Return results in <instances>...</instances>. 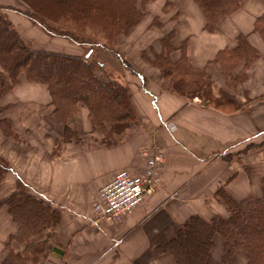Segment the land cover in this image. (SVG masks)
Instances as JSON below:
<instances>
[{"label":"crops","instance_id":"crops-1","mask_svg":"<svg viewBox=\"0 0 264 264\" xmlns=\"http://www.w3.org/2000/svg\"><path fill=\"white\" fill-rule=\"evenodd\" d=\"M153 2L147 5L158 3L159 13L165 15L163 25L171 23L170 15L176 13L174 57L186 40L187 56L196 67L207 64L209 71L217 70L212 61L217 52L235 47L239 34L248 37L259 55L239 85V107L228 111L205 106L197 97L183 99L166 92L141 72L129 69L127 74L117 55L122 66L112 57L110 65L125 73L136 113L130 129L112 146L98 144V138L87 140V134L100 137L101 133H89L87 110L79 106L67 121L79 139L56 147L64 124L53 114L49 90L20 74L9 95L0 100V119L9 122L14 134L7 136L0 126V155L10 168L0 182V199L22 183L60 212V223L35 238L45 240L44 256L37 264H175L172 254L156 248L174 239L193 214L206 220L226 217L228 210L216 195L218 188L235 199L262 195L264 145L240 149L244 142L264 134V40L253 30L264 2L243 0L212 32L205 30V17L194 0ZM166 2L168 10L163 8ZM223 86L224 80L213 81V94L218 96ZM143 150L163 155L155 191L126 216L113 221L97 218L93 203L98 190L120 169L141 173L146 159ZM15 230L6 206L1 205L0 264L5 243ZM10 247L21 251L24 244L14 241ZM221 251L222 238L216 234L207 263L218 264Z\"/></svg>","mask_w":264,"mask_h":264},{"label":"trees","instance_id":"trees-1","mask_svg":"<svg viewBox=\"0 0 264 264\" xmlns=\"http://www.w3.org/2000/svg\"><path fill=\"white\" fill-rule=\"evenodd\" d=\"M19 1L24 10L0 4V98L23 73L28 81L47 86L53 114L64 124L61 139L67 141L74 135L67 121L82 104L88 110L92 130H102L103 144L119 143L136 118L130 88L107 72L103 61L91 59V54L98 46L114 51L110 45L144 19L145 5L150 0ZM194 1L205 17V30L212 32L223 17L239 8L243 0ZM168 4L166 2L164 7ZM6 9L26 16L51 35L68 37L79 45L89 44V47L82 55L33 47L21 37ZM155 20L154 17L153 22ZM253 30L264 40V12L256 17ZM173 33L171 29L160 38L161 50L154 52L151 60L162 77V89L183 99L198 97L205 106L228 111L237 109L239 105L233 96L224 91L218 96L213 94L206 66H193L184 51L178 59L171 58ZM258 55L248 37L239 34L235 47L219 50L214 62L220 65L222 73L245 74L243 70H247ZM227 106L232 108H222ZM0 126L7 136L13 135L7 120L0 119ZM9 169L7 160L0 155V182ZM260 182L262 195L259 198L247 195L235 199L222 187L218 188L216 195L226 205L228 215L213 216L209 220L198 214L189 216L177 236L158 246L157 252L172 254L176 264H208L213 237L217 234L222 238L218 264H233L238 252L244 256L245 264H264V175ZM1 205L7 207L16 225L9 240L24 244L21 251H14L8 242L2 264H37L44 256L45 240L35 238L46 228L60 223V212L34 196L22 183L0 199Z\"/></svg>","mask_w":264,"mask_h":264},{"label":"rangeland","instance_id":"rangeland-1","mask_svg":"<svg viewBox=\"0 0 264 264\" xmlns=\"http://www.w3.org/2000/svg\"><path fill=\"white\" fill-rule=\"evenodd\" d=\"M10 1L11 2H9L7 4H5V3L3 4L2 2H0V4L16 7V8L22 9V10L25 9L24 5L19 0H10ZM153 1L154 0H150L149 2H153ZM149 2H147L145 5V8H146L145 14L146 15H145L144 19L138 25H136L130 31V33L125 34V35H120L118 37V39L116 40V43L110 45V47L114 51L110 50L108 47H101V46L95 47L92 54H91V59L96 60V61H103L106 65V71L109 72L118 81H120V82L123 81L122 83H124V80L126 78L124 76L125 73H123L120 69L116 68L114 65H110L112 62L110 60V58L112 57L116 64H120L122 66V62L120 60H118V57H117V55H118L119 57H121V59H123L122 61L125 63V66H122V67H124L127 74H129L130 70L141 72L146 77H150L151 79L156 81V83L162 89V86H161V84L163 83L162 77H160V72L158 71V69L151 64V60L153 58V53L159 52L161 50L160 38L162 36H164V34H166V32H168L171 29H173V31H174L175 26H174L173 22L175 23V21H176V18H175L176 13L170 15V18H171L170 21H172L171 23H167L166 25H163L162 22L165 18V15L163 13H159V8L157 7L158 3H155L154 5H151V7H148L147 4ZM163 8H164V10H168L169 7L166 6ZM5 12L8 15V18L12 21V23L15 26V28L17 29V31L20 33L21 37L24 39V41L31 44L33 47L44 48V49L54 50V51H63V52H69V53H74V54H81V55L84 54L86 49L89 47L88 46L89 44L79 45V44L75 43L74 41H72L68 37L51 35L48 32H46L45 30H43L40 26H38L37 24L30 21L26 16H24L20 13H17L12 9H6ZM156 13H158V14H156ZM154 17L156 19L155 22H153ZM159 22L161 23V25H157V23H159ZM173 35H174V33H173ZM173 35H172V37H173ZM172 37L170 39V43H171V46L173 48L171 53H170L171 58L173 60L178 59L181 56L183 51H184L185 55L187 56L186 40H183L180 43L179 47L177 48L178 52H179L178 56L174 57V52H176V51H174L175 48L173 47ZM180 48H183L182 51L180 50ZM187 58L189 59L190 63L194 66V64L191 62L190 57L187 56ZM212 61L214 62V59ZM216 64L218 65V66H216V67H218L217 68L218 71L216 70V68L209 71L208 65L207 64L204 65L207 67L208 75H209V78L211 81V87H212L213 81L219 80L220 82H222L224 80V86H223L224 88H221L218 94L220 95L221 91L226 92L227 94L233 96V98L236 100V104L239 105L236 97H237V95H241V92H242V88H239L240 87L239 85L243 84L246 81V79L248 78V74H247L246 70H243L245 72V74L244 73L238 74L236 71H230V72L225 71L224 73H222L220 65L218 63H216ZM124 84H126V83H124ZM13 87L5 95H3L0 98V100L2 98H4L6 95H9L8 93H10L12 91ZM128 87L130 88L129 85H128ZM130 92H131V89H130ZM79 106H81L83 108L85 107L82 104H79L78 108H79ZM2 107L3 106L1 105L0 108H2ZM230 107L232 108V106H227V107H222V108L230 109ZM86 110H87V108H86ZM87 113H88V110H87ZM87 119H88V117H87ZM88 121H89V119H88ZM92 131L93 132L96 131L99 134L101 133V136L99 137V136L93 135L94 133L92 135L87 134V136H89V137H87V140H89V138H93V139L98 138V144L102 145L103 144V142H102V140H103L102 139L103 138L102 130L100 128H95L94 130H91L89 133H91ZM13 135H11V136H13ZM78 139H79L78 134H76L74 132V135H71L70 139H68L67 141H64L60 137L56 138L55 139V145H56V147H58L65 142H68L71 140L77 141ZM260 139L262 140L261 142H264V134L262 135V137L255 138L253 140L244 142V144H242L243 147H241L240 150L241 151H247L249 149L257 148V146L259 147L258 144L261 143ZM260 145H264V143L260 144ZM238 152H240V151H238ZM238 152H236V154ZM11 219H12V217H11ZM9 237H8L5 244H7L8 242L9 243L14 242V240L10 241ZM215 254H216V251H215ZM5 255H6V250H5V253L3 255V258ZM209 263L215 264L214 262H212L210 260H209ZM233 264H245L244 256L239 252L236 253L235 254V260H234Z\"/></svg>","mask_w":264,"mask_h":264},{"label":"built area","instance_id":"built-area-1","mask_svg":"<svg viewBox=\"0 0 264 264\" xmlns=\"http://www.w3.org/2000/svg\"><path fill=\"white\" fill-rule=\"evenodd\" d=\"M142 153L146 159L141 173L120 169L98 190L93 203L97 218L113 221L126 216L147 194L155 191L163 155L157 150L152 153L143 150Z\"/></svg>","mask_w":264,"mask_h":264}]
</instances>
